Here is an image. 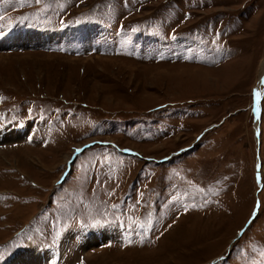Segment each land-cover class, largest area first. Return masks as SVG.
<instances>
[{"label":"rangeland","instance_id":"374dc122","mask_svg":"<svg viewBox=\"0 0 264 264\" xmlns=\"http://www.w3.org/2000/svg\"><path fill=\"white\" fill-rule=\"evenodd\" d=\"M4 36L0 264H264V0H0Z\"/></svg>","mask_w":264,"mask_h":264},{"label":"bare ground","instance_id":"6f19581e","mask_svg":"<svg viewBox=\"0 0 264 264\" xmlns=\"http://www.w3.org/2000/svg\"><path fill=\"white\" fill-rule=\"evenodd\" d=\"M67 31V30H66ZM20 34V33H19ZM37 34H40L39 32ZM7 36V35H6ZM6 36L2 37L0 40H2L3 38H6ZM12 36V35H10ZM70 36H74V31H67L65 32L64 34L63 33H58V35H51V34H44V36H41V38H38V41H43L44 39L45 40H48V41H51V42H54V41H59L60 39L63 40V38L65 37H70ZM8 37V36H7ZM76 38V37H75ZM74 39V38H73ZM30 41H34V42H37V36H34V39H30ZM19 42L21 41H18L16 40V38H13V37H9L8 39H3L1 41V44H7V45H11V44H15V43H18V44H15L18 45V46H22V45H19ZM25 42V41H24ZM49 42V43H51ZM40 46H43V45H40ZM13 47V46H12ZM23 47H29V46H23ZM11 48V47H10ZM2 49H5V48H2ZM259 75H260V79L263 80L264 78V64H262L260 66V69H259ZM21 136L22 133L21 132H18L17 130L11 132V133H1L0 134V139H4V138H7L9 136ZM95 236V235H94ZM91 237V239L89 240V242H92V241H98L99 239H101L102 237H98V236H95V237ZM34 252L32 253H27V255H23L22 258L21 257H18L16 260V262H12L11 264H47V253L44 254L45 256H42L43 254H40V253H36L35 255L36 256H33Z\"/></svg>","mask_w":264,"mask_h":264}]
</instances>
